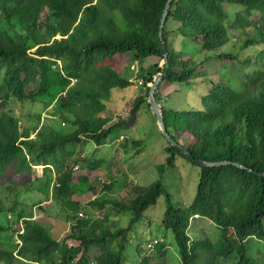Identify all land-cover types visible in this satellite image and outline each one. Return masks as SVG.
<instances>
[{"label":"trees","instance_id":"obj_1","mask_svg":"<svg viewBox=\"0 0 264 264\" xmlns=\"http://www.w3.org/2000/svg\"><path fill=\"white\" fill-rule=\"evenodd\" d=\"M168 1L0 0V193L6 188L13 195L10 208L0 197V214L16 218L7 226L0 224V235L11 233L17 238L0 241V264H125L129 235L163 193L168 204L163 224L175 234L182 264H231L234 257L232 264H257L248 243L264 240V0L170 3L162 31L169 68L154 94L166 131L195 160L231 162L199 166L198 191L189 206L174 207L159 181L147 187L130 184L121 201L107 195L110 213H130L125 226L109 227L108 209L89 186L104 160L78 156L87 141L95 143L97 155L116 130L133 123L141 107L150 108L149 89L165 70L159 30ZM170 32L177 44L187 39L197 45L200 60L194 59V53L177 61L167 38ZM258 45L262 47L255 63L260 67L245 76L251 90L241 93L216 79L187 110L170 109L161 102L162 84L190 86L196 82V70L209 72L219 63L240 62L242 54H250V48ZM183 47L184 43L180 55L186 54ZM132 59L140 65V93L129 102L124 119L127 112L118 114L110 99L113 90L132 87L122 76ZM10 99L35 104L43 112L51 108L53 118L75 130L61 133L53 122L44 123L41 113L34 123L27 118V124L8 108ZM166 100L170 102L169 96ZM125 141L140 148L136 139L124 138L122 144ZM167 143V164L173 165L177 154L196 164ZM36 166H43L42 177L32 180ZM78 185L88 188L74 187ZM112 187L113 182H106L101 191L110 192ZM28 197L33 202L30 210L23 200ZM52 205L58 206V214H52ZM95 205L106 214L90 215L87 209ZM37 209L40 214L63 216L69 223L68 234L53 239L48 229L53 226L35 219ZM120 218L119 222L124 220ZM196 219L210 220L219 237L214 240L205 231V239L194 241L189 230ZM155 249L142 257L135 247L139 264H165L159 262L167 253L165 243L158 241ZM154 255L161 259L155 261Z\"/></svg>","mask_w":264,"mask_h":264},{"label":"rangeland","instance_id":"obj_2","mask_svg":"<svg viewBox=\"0 0 264 264\" xmlns=\"http://www.w3.org/2000/svg\"><path fill=\"white\" fill-rule=\"evenodd\" d=\"M232 10L234 12H239V8L236 7H232ZM231 20H233V18H231ZM248 21L251 24L254 23L252 18ZM248 33L251 35L253 34L251 33V29H248ZM167 38L171 48L175 49L177 61H180V59L187 60L188 57L194 55V53L195 60L199 61L202 57L197 45L190 43L189 40H182L177 44V39L173 32H170ZM183 43V49L186 51V54L180 55L178 51L181 50V45ZM173 45L174 47H172ZM190 46L193 51L190 50ZM261 47L262 45H258V47L252 46L250 48V54H242V60L240 62L219 63L215 70L209 72L207 70H196L193 75L196 78V82L192 83L190 86L169 82L167 85L162 84L159 89L161 102L170 109L172 107L174 110H187L188 105H195V103L207 93V88L210 86L211 82H215L216 79H221L225 84L228 82L233 90L241 93L246 89L247 91L251 90L247 86L245 76L258 70L260 67L255 63V56ZM246 61L248 64L245 63ZM139 67V63L132 59L129 66L122 74L124 78L131 81L132 87L126 88L123 91H112L110 104L118 114L126 113V108L129 111V102L140 93L138 82L141 80H137V78H139ZM209 73H213L216 76H211ZM167 96H169L170 102L167 100L165 101ZM7 106L10 110H13L17 116H22V119L27 124V118L30 122L34 123V119L41 113L42 121L46 124L53 122L52 124H55L54 126L61 130V133H71L75 130L74 126H70L67 123L63 125L58 119L53 118V109L51 108L43 112L42 108L39 109L35 104L24 103L12 99H10ZM105 114L109 116V111L107 110ZM128 114L129 112L125 114L124 119L128 117ZM124 138L140 141V148H133L130 145L131 141H125L122 144ZM165 146H168L167 140L161 134L157 119L151 107L149 108L147 105H144L141 107L133 123L130 122L127 124L126 128L123 127L122 129L116 130L106 140L105 144L98 148L97 155H95L96 145L92 141H87L83 150H78L80 154L78 155L79 157H86L88 160H104L103 165L97 171L93 172L92 178H90V180L93 181H90L91 184H89V186L95 189L94 195H97V199L102 202L105 209H108L110 215L108 218L109 227H113V225L117 226L118 223H124L119 227L125 226L130 217V213L126 212L125 214H120L118 211L117 214L110 213V204L108 201L106 202V200H108L106 199L107 195L109 194L108 196L121 201L128 195L130 184L133 186L147 187L159 181L168 195L172 198L174 207H186L193 202L198 191L201 169L197 163L191 162L180 154L175 156L173 165L167 164L168 155L164 152ZM177 148L184 154L179 147ZM34 171L32 180L42 177L43 166H36ZM106 182H113V187L110 192L101 191L104 190L102 186L106 184ZM35 187L38 186H33V188ZM74 187L81 190L85 189V187L86 190L88 188L87 185H78ZM10 188L12 189L13 187ZM35 196L40 197L37 194H35ZM0 197L5 200L7 207L10 208L13 203L12 192L5 188V191L0 193ZM30 198L31 197L23 198L24 201H28L26 206L29 210L32 209L31 206L33 204L32 201H29ZM40 198L45 200L43 197ZM167 209L166 193H163L157 198L155 204L144 211L142 219L134 226L132 233L128 237L129 245L124 253L125 264H139L140 256L134 254L135 247H138L142 257H145L156 250L155 247L158 241H163L167 248L164 260L159 262L165 264H182L175 234L172 229L168 230L163 224ZM51 211L52 214H58L60 209L58 206L52 205ZM87 211L90 215L94 216L106 214V211L102 213L98 209V205L88 208ZM40 213L41 211L37 209L35 219L44 225L49 223L53 226L48 227L50 236L53 239L61 240L63 236L68 234L69 223L65 221L63 216L50 215L49 212ZM10 216L13 217V220ZM120 217H123L124 220L119 222L121 219ZM84 218H86V215ZM15 219V216L11 213H8V215L6 212L0 214V224L5 226L14 222ZM10 220L12 221L10 222ZM189 231L194 241L205 239L206 232L214 240L220 235L215 224L208 219H196ZM14 240L17 241V238L14 237V235L12 236L11 233H3L0 235V241L3 243L15 242ZM248 244H250V249L248 248L249 255L258 261H255L257 264H264V240L252 239ZM150 245H153V248H151ZM153 259L156 261L161 258L158 255H154ZM235 261L236 258L234 257L230 260V263L232 264ZM19 264L29 263L20 262ZM222 264L228 263L222 262Z\"/></svg>","mask_w":264,"mask_h":264},{"label":"water","instance_id":"obj_3","mask_svg":"<svg viewBox=\"0 0 264 264\" xmlns=\"http://www.w3.org/2000/svg\"><path fill=\"white\" fill-rule=\"evenodd\" d=\"M171 1L172 0H169L168 3H167V5H166L165 12L163 14V17H162V20H161V24H160V30H159V38H160V41L162 43V48H163V64L165 65V70H164L163 73H161L160 75L156 76L153 84L151 85V87L149 89V92H148V102H149L150 107H151V109L153 111V114L155 115V117L157 119V123H158L159 129H160L162 135L173 146L179 147L184 152V154L186 156H188L191 160H193L194 162H196L199 166H201V167H216V166L231 164V162H228V161H223V162H208V161H203V160H195L186 151V149L184 147H182L181 145H179V143H177L174 140H172L171 137H170V135L166 131V126H165V123H164L162 108H161L160 104L156 101L154 94L156 92V89H157L158 85L162 82V80L166 76L167 71H168V68H169L166 45H165V42L162 39V31L164 29V25H165L166 17H167L169 8H170ZM235 165L244 168V166H242L241 164L235 163ZM261 175L264 176V174H261Z\"/></svg>","mask_w":264,"mask_h":264},{"label":"clouds","instance_id":"obj_4","mask_svg":"<svg viewBox=\"0 0 264 264\" xmlns=\"http://www.w3.org/2000/svg\"><path fill=\"white\" fill-rule=\"evenodd\" d=\"M58 63H59V61H58ZM160 75V74H159ZM72 82H71V85H73L74 83H75V79H73V80H71ZM149 103V102H148ZM128 110H127V108L125 109V112H127ZM63 123V125H66L64 122H62ZM162 134V133H161ZM166 139V138H165ZM172 139V138H171ZM173 140V139H172ZM180 145V144H179ZM183 147V146H182ZM21 242V241H20ZM150 247H152L153 248V245H150Z\"/></svg>","mask_w":264,"mask_h":264},{"label":"bare ground","instance_id":"obj_5","mask_svg":"<svg viewBox=\"0 0 264 264\" xmlns=\"http://www.w3.org/2000/svg\"><path fill=\"white\" fill-rule=\"evenodd\" d=\"M9 28V27H8ZM193 104V103H192Z\"/></svg>","mask_w":264,"mask_h":264},{"label":"built area","instance_id":"obj_6","mask_svg":"<svg viewBox=\"0 0 264 264\" xmlns=\"http://www.w3.org/2000/svg\"><path fill=\"white\" fill-rule=\"evenodd\" d=\"M19 243H20V241H19Z\"/></svg>","mask_w":264,"mask_h":264}]
</instances>
